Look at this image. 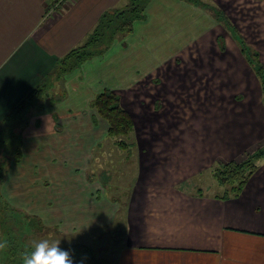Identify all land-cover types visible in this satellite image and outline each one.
Here are the masks:
<instances>
[{
	"label": "crops",
	"instance_id": "obj_1",
	"mask_svg": "<svg viewBox=\"0 0 264 264\" xmlns=\"http://www.w3.org/2000/svg\"><path fill=\"white\" fill-rule=\"evenodd\" d=\"M55 1L0 0V118L60 56L84 40L104 10L120 9L131 0ZM152 6L167 13L158 22L161 30L171 31L166 39L146 36ZM208 8L198 1L149 0L144 18L134 22L130 33L66 74L62 100L68 96L71 100L72 92L81 87L87 92L80 106L62 107L60 100L31 115L22 130L21 158L11 164L0 186L4 200L44 223L51 220L65 234L106 225L116 217L122 243L108 264H264V162L236 197L221 199L195 189L194 178L215 161L238 158L264 140V108L258 104L255 115L248 111L241 120L216 104L209 122L192 124L182 119L187 117L184 96L191 82L188 70L181 66L182 54L190 38L208 28L206 14L216 21ZM153 43L162 47L167 43L169 49L158 56ZM114 62L119 65V82L108 85L109 66ZM149 75L158 76L160 88L146 82ZM106 88L119 95L133 121L136 165L127 189L122 188L121 201H110L103 182L85 171L89 154L93 157V143L100 144L107 134L106 121L88 103ZM172 97L182 102L178 117L171 113L173 108L168 109ZM43 113L48 119L44 127ZM66 140L67 147L60 153L58 146ZM94 196L96 206L84 209Z\"/></svg>",
	"mask_w": 264,
	"mask_h": 264
},
{
	"label": "rangeland",
	"instance_id": "obj_2",
	"mask_svg": "<svg viewBox=\"0 0 264 264\" xmlns=\"http://www.w3.org/2000/svg\"><path fill=\"white\" fill-rule=\"evenodd\" d=\"M58 1L56 0L55 3L59 4ZM204 2L209 3V5H215L224 12L237 26L247 42L259 51L260 58L264 63V0H204ZM158 12L160 13L159 16H155L154 14ZM147 14L150 32L146 36L162 40L164 36L166 39L171 31L167 34L166 31L161 30L158 22L167 13L162 11L160 7L155 10V7L152 6ZM168 16L172 18L171 15ZM204 17L207 23L210 22L207 25L208 28L202 33L195 34V37H191L192 33L190 35L189 48L182 54L181 66L186 67L191 81L188 95L184 96L188 103V109L183 115H187V117L182 119L192 124H195L197 120L209 122L213 114L212 104H216L221 110L226 109L227 113L231 114V117L235 119L239 118L241 120L245 113L248 115V111H252L253 115H255L257 104L264 108L257 78L250 67L246 65L244 59H242L238 46L230 33L207 14ZM170 28H173V25ZM135 29L140 32L137 24ZM194 29L196 28L194 27ZM217 34H221L225 38L224 50H220L215 43ZM155 45L154 52L158 56L169 49L167 43L165 47H162V44ZM178 62L180 61L178 60ZM117 66L119 65L115 62L109 66L108 85L119 82L118 77L120 76L116 72ZM124 66L130 67L131 65L124 64ZM165 71H168V67ZM146 82L155 84L157 88L161 87L157 75H149ZM80 85H82V82H80ZM77 90L76 94L72 92L73 98L71 97V100H69L68 96L61 101L62 107L66 103H70V106H73V103L76 106H80L81 97L85 95L87 90L84 87ZM152 97L154 95L149 96L148 103H150ZM140 98L146 99L142 96ZM72 99H75L74 102ZM171 101L172 106L168 109L173 108L171 113L178 117L180 115L178 108H180L182 102H178L176 97H172ZM202 105L209 110L210 115L201 107ZM234 105L237 108H234ZM42 115H45L42 123V127H44L48 123V119L46 114L43 113ZM231 117L230 115L226 116V119L229 120ZM95 123L98 124L97 121ZM36 126L38 125L36 124ZM96 132L99 133V130H96ZM104 137L100 144L96 145L95 142L93 143V157H90L91 155L89 154L88 157L91 159L86 160L87 166L84 168L85 171H88L87 173H92L93 176L103 182L108 197L107 194H103V196L105 195L110 201H116L117 198L121 201L124 193L122 188L126 187L131 181L133 166L134 164L136 165V158L133 159L132 157L135 148L129 144L132 143L131 134L125 138L128 144L123 148L115 143V137H110L106 134ZM79 141L77 140L76 142L78 146L80 144L78 143ZM262 141L264 143V140ZM66 142L67 140L58 146L60 147V153L65 151ZM52 147L54 149L58 148L57 144L52 145ZM70 149L71 147L67 150L70 151ZM55 152H57V149ZM209 168L203 170L204 173L201 172L203 174L197 175L194 178V183L197 187L200 185L203 191L213 194L216 184ZM1 183L3 184L4 182L0 181V186L2 185ZM1 194L0 191V264H22L25 254L32 250L35 242L45 238L49 241H59V247L69 242H83L92 248L100 264H108L115 258V254L121 247L122 240L118 234L119 225L116 217L106 225L86 227V229L65 234L57 226L53 225L51 220L44 223L39 216L30 215L20 208L13 207L4 200ZM46 194L45 196L52 199L53 194L51 192L46 191ZM96 194V197L99 198L98 195L100 193L97 192ZM23 197H26V193L23 194ZM96 197L92 200L94 202H86L84 209H92L96 206Z\"/></svg>",
	"mask_w": 264,
	"mask_h": 264
},
{
	"label": "trees",
	"instance_id": "obj_3",
	"mask_svg": "<svg viewBox=\"0 0 264 264\" xmlns=\"http://www.w3.org/2000/svg\"><path fill=\"white\" fill-rule=\"evenodd\" d=\"M185 1L191 3L198 1L207 8L209 7L215 20L230 33L240 53L258 79L261 98L264 102V63L259 51L247 42L237 26L220 8L201 0ZM148 2L149 0H131L129 4L120 9L104 10L84 40L60 56L54 67L41 80L35 82L23 97L0 118V181L3 180L11 164L21 158L22 130L31 115L62 100L66 96V74L80 67L85 60L101 55L116 39L130 33L134 22L144 18V9ZM216 42L218 47L224 50L223 35H218ZM88 105L106 121V135L115 137V143L119 147H126L128 142L125 138L133 130V121L130 113L121 105L119 95L112 89L106 88L96 93L89 100ZM260 162H264V143L244 151L238 158L215 161L209 168L216 184L213 195L221 199L238 196ZM196 189L199 194L203 192L202 187ZM60 248L68 250L76 259L86 257V264H100L92 248L83 242L65 243Z\"/></svg>",
	"mask_w": 264,
	"mask_h": 264
},
{
	"label": "clouds",
	"instance_id": "obj_4",
	"mask_svg": "<svg viewBox=\"0 0 264 264\" xmlns=\"http://www.w3.org/2000/svg\"><path fill=\"white\" fill-rule=\"evenodd\" d=\"M58 245L59 241L46 238L36 241L32 250L25 254L22 264H86V257L76 259Z\"/></svg>",
	"mask_w": 264,
	"mask_h": 264
},
{
	"label": "built area",
	"instance_id": "obj_5",
	"mask_svg": "<svg viewBox=\"0 0 264 264\" xmlns=\"http://www.w3.org/2000/svg\"><path fill=\"white\" fill-rule=\"evenodd\" d=\"M65 2L68 1V0H64ZM63 0H59L58 3H62L64 2Z\"/></svg>",
	"mask_w": 264,
	"mask_h": 264
}]
</instances>
